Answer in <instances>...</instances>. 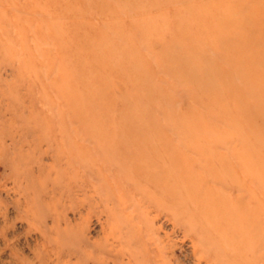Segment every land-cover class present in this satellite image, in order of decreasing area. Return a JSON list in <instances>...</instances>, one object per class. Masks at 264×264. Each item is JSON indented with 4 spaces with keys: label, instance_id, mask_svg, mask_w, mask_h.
Instances as JSON below:
<instances>
[{
    "label": "rangeland",
    "instance_id": "374dc122",
    "mask_svg": "<svg viewBox=\"0 0 264 264\" xmlns=\"http://www.w3.org/2000/svg\"><path fill=\"white\" fill-rule=\"evenodd\" d=\"M0 264H264V0H0Z\"/></svg>",
    "mask_w": 264,
    "mask_h": 264
}]
</instances>
